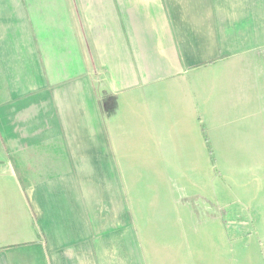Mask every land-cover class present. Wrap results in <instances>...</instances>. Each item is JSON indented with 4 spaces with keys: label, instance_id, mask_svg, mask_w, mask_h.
I'll use <instances>...</instances> for the list:
<instances>
[{
    "label": "crops",
    "instance_id": "1",
    "mask_svg": "<svg viewBox=\"0 0 264 264\" xmlns=\"http://www.w3.org/2000/svg\"><path fill=\"white\" fill-rule=\"evenodd\" d=\"M0 264H264V0H0Z\"/></svg>",
    "mask_w": 264,
    "mask_h": 264
},
{
    "label": "rangeland",
    "instance_id": "2",
    "mask_svg": "<svg viewBox=\"0 0 264 264\" xmlns=\"http://www.w3.org/2000/svg\"><path fill=\"white\" fill-rule=\"evenodd\" d=\"M208 155L209 160L211 162H214V157L213 153L211 152V149L208 150ZM202 168H204V171L201 175L202 181L193 182L192 184L188 185L193 191L206 190L208 194H210V196H218L220 202H222L223 205H226L228 207H241L243 205L237 198L233 197L234 190L232 184L227 180L226 177H224L223 181H221L216 176L215 172H213V168L210 167V165H207L206 167ZM225 175L229 174L226 173ZM214 192H217V195H214Z\"/></svg>",
    "mask_w": 264,
    "mask_h": 264
}]
</instances>
